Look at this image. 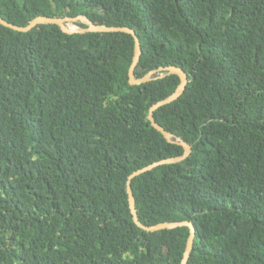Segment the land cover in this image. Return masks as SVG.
I'll return each instance as SVG.
<instances>
[{
  "label": "trees",
  "instance_id": "1",
  "mask_svg": "<svg viewBox=\"0 0 264 264\" xmlns=\"http://www.w3.org/2000/svg\"><path fill=\"white\" fill-rule=\"evenodd\" d=\"M78 15L133 29L137 78L188 75L153 118L191 150L131 180L140 222L193 223L185 264H264V0H0L19 26ZM133 54L121 31L0 24V264L181 262L189 228L138 227L125 186L183 153L147 119L179 77L130 85Z\"/></svg>",
  "mask_w": 264,
  "mask_h": 264
},
{
  "label": "water",
  "instance_id": "2",
  "mask_svg": "<svg viewBox=\"0 0 264 264\" xmlns=\"http://www.w3.org/2000/svg\"><path fill=\"white\" fill-rule=\"evenodd\" d=\"M77 21L84 23L85 27L78 26L76 24ZM68 22H72L74 24V27L73 28L70 27L68 25ZM0 24H2L3 26H6L8 28H11L13 30L20 31V32L29 31L30 29H32L33 27H36L39 24H56L57 26L60 27V29L63 32L68 33V34L86 33V32H118V31L125 32L128 34H131L133 39H134V54H133L132 63H131L129 70H128L129 84L130 85L140 84V83L146 82L150 79L156 78V77H152V75L155 72L160 73L157 77H164V76L169 75V74H175L179 77V84L176 87L175 91L173 93H171L169 96H167L166 98L159 100L158 102H156L150 106V108L148 110L147 119L149 120L151 126L153 128H155L156 130H158L167 139L168 142H172V143H176V144L181 145L183 147V153L179 156L168 157V158H164L161 160H157L155 162H152V163L132 172L127 177L125 186H126V193H127L129 210H130V213L132 214V219H133L134 223L138 227H140L143 230L148 231V232H155V231H159V230H163V229H171V228H175L178 226H187L189 228V235H188L187 240H186L185 250H184L181 262L179 263V264H185V262L189 256V253L193 247V238H194V234H195V226L193 225V223H191L190 221H187V220H182V221H162V222H159V223H156L153 225H144L143 223L140 222V220L137 216L136 208H135V200H134V197L132 194L130 183H131V180L135 176H137L141 173H144L148 170H151L152 168L159 166V165H162V164L180 162L185 157H187V155L190 153L191 146L188 143H186L185 141H183L179 137H174L170 132L166 131L161 125H159L153 118V111L156 108H158L161 105H164V104H167V103L174 101L175 99H177L182 94V92L185 88V85L188 81L187 73L179 67L168 65V66H160L156 70H151L148 73H146L144 76L137 78L134 74V67L137 63L138 56L140 54V45H139L138 37H137L136 33L133 31V29L128 28V27L107 26L104 24H95V23L91 22L84 15H78L76 17H67L66 16L63 18L49 17V16H37V17L33 18L32 20H30V22L25 26L15 25L13 23L6 21L2 17H0Z\"/></svg>",
  "mask_w": 264,
  "mask_h": 264
},
{
  "label": "rangeland",
  "instance_id": "3",
  "mask_svg": "<svg viewBox=\"0 0 264 264\" xmlns=\"http://www.w3.org/2000/svg\"><path fill=\"white\" fill-rule=\"evenodd\" d=\"M68 23H71L72 24V22H68Z\"/></svg>",
  "mask_w": 264,
  "mask_h": 264
},
{
  "label": "bare ground",
  "instance_id": "4",
  "mask_svg": "<svg viewBox=\"0 0 264 264\" xmlns=\"http://www.w3.org/2000/svg\"><path fill=\"white\" fill-rule=\"evenodd\" d=\"M71 27V26H70ZM73 28V27H72Z\"/></svg>",
  "mask_w": 264,
  "mask_h": 264
}]
</instances>
